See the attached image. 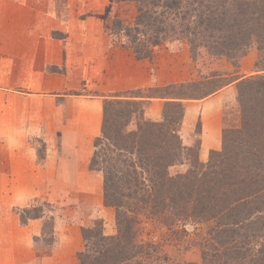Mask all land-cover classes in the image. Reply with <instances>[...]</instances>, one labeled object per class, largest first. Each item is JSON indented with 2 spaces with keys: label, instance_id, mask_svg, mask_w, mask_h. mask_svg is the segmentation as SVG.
Returning a JSON list of instances; mask_svg holds the SVG:
<instances>
[{
  "label": "rangeland",
  "instance_id": "1",
  "mask_svg": "<svg viewBox=\"0 0 264 264\" xmlns=\"http://www.w3.org/2000/svg\"><path fill=\"white\" fill-rule=\"evenodd\" d=\"M46 5L54 22L61 18L72 25L76 18V27L104 32L91 45L96 51L86 48L96 60L87 65L86 77L90 68L92 74L86 85L76 90L101 97L103 116L93 130L63 135L64 141L80 144L71 136L89 132L90 154L70 162L69 152L64 159L74 171L92 172L87 186L79 187L78 173H36L34 186L45 193L13 208L29 231L40 222V232H32L34 255L49 256L63 239L70 249L49 264H82L83 252L90 255L83 257L86 264H261L262 237L250 228L241 236L226 233L201 214L206 189L217 181L230 183L235 174L239 196L247 191L253 201L248 224L254 213H264V163L262 169L247 163L250 151L263 145L264 114L256 116V131L241 139L235 133L244 114L253 111L245 105L255 104L250 91L258 93L264 77L253 24L260 0H199L205 22L197 26L198 13L191 23L197 36L190 40L170 31L156 44L154 32L136 23L140 0H48ZM49 36L71 39L60 30ZM240 89L247 102L240 99ZM206 109L217 111L208 120L221 123L222 132L202 157ZM48 137L54 141L57 133ZM35 143L38 165L48 172L47 147ZM239 245L240 252L247 251L244 260L235 259Z\"/></svg>",
  "mask_w": 264,
  "mask_h": 264
},
{
  "label": "crops",
  "instance_id": "2",
  "mask_svg": "<svg viewBox=\"0 0 264 264\" xmlns=\"http://www.w3.org/2000/svg\"><path fill=\"white\" fill-rule=\"evenodd\" d=\"M45 2L0 0V264H49L48 260L55 261L70 249L62 245V239L49 256H35L32 236L40 232V222L32 223V233L18 222L13 208L45 193L43 187L34 186L38 184L36 173H57L58 177L78 173L79 187L87 186L92 172L84 168L74 171L64 159L69 152L70 162L80 153L90 154L89 132L71 136H76L80 144L68 137L64 141L63 135L66 130H93L103 116L101 97L76 90L80 84L86 85L92 74L90 68L86 77L87 65L96 60L95 52L88 55L86 48L104 32L87 25L76 27V18L72 25L61 18L63 23L54 22ZM58 30L69 33L70 41L49 36ZM91 49L96 51L95 47ZM53 66L58 70L50 71ZM70 74L76 78L69 80ZM216 112L203 111L202 157L207 156L209 147L218 144L217 135L222 132L221 123L208 120ZM54 133L57 137L51 141L48 135ZM37 140L47 147L44 160L47 166L52 163L48 172L38 165Z\"/></svg>",
  "mask_w": 264,
  "mask_h": 264
},
{
  "label": "trees",
  "instance_id": "3",
  "mask_svg": "<svg viewBox=\"0 0 264 264\" xmlns=\"http://www.w3.org/2000/svg\"><path fill=\"white\" fill-rule=\"evenodd\" d=\"M260 9L255 10L253 16L255 25L254 35L256 42L259 45L260 50V61L259 63H263L264 66V0H260ZM139 16L137 20V25H144L150 32H154L153 44L160 43L161 40H164L165 37L169 36L170 31L173 32L174 35H178L180 37L187 36L190 38V35L197 36V29L194 30L191 28V23L195 24L197 21L198 13L199 20L197 21V26L201 27L204 24V16L203 13L205 10L201 11L199 6V0H140L139 7ZM239 25H242L240 22ZM246 25V24H244ZM177 26V27H176ZM191 40V38H190ZM193 41V40H192ZM224 48H220V50H226V46L223 44ZM229 53V52H228ZM264 78V77H261ZM260 78V87L259 92L250 91L253 94L252 100H254L255 104L252 102L251 104H245L248 106L249 110H253L250 113H245L242 122V128L238 131H235L236 135L242 138L243 134H249L251 131H254L257 127L258 120L255 121L258 113L264 114V79ZM240 99L245 102L247 99V94L244 93L243 90L240 89ZM111 103V101H108ZM255 106V107H254ZM167 119L169 117H166ZM169 121V120H168ZM162 123L160 122V125ZM256 131V130H255ZM264 136V135H263ZM261 148L256 147V151L252 152L248 149V157L247 160L250 166H259L261 169V165L264 163V142H262ZM201 145V143H200ZM252 157L253 160H252ZM257 161H256V159ZM254 161V162H253ZM257 165H254L256 164ZM110 171V170H109ZM108 171V172H109ZM107 172V173H108ZM238 174H235L230 180V183H226L223 185L221 181L214 182L212 187L206 189V196L204 197V202L202 206L203 219L213 224L217 227L223 228V231L226 233H234L238 236H241L242 232L246 229L250 228L253 230L254 234H257V237H262L264 239V213L262 216L259 213L253 214V219L250 222L252 224H248L247 208L250 207L251 197H247L246 195L240 197L239 196V188L241 185H238L236 182V177ZM214 186L218 189V191L214 188ZM224 186V189L222 188ZM215 192H214V191ZM250 192V191H248ZM217 194V196H216ZM108 202L109 197H107ZM253 200V198H252ZM263 210V209H262ZM263 212V211H262ZM258 217V218H257ZM257 219V223H255ZM243 248L247 250L251 247H248V243H243ZM240 245L238 246L237 256L235 259L241 258L243 259L246 256L247 251L240 252ZM209 250V249H208ZM209 253V252H208ZM211 254V253H209ZM82 255V264H86V260L83 257L87 258L90 255L88 253H81ZM212 255V254H211ZM227 255V253H225ZM239 256V257H238ZM204 257H207V254L204 253ZM208 258V257H207ZM264 258V257H263ZM244 260V259H243ZM227 263V262H226ZM240 263V262H239ZM255 263V262H254ZM252 263V264H254ZM241 264V263H240ZM261 264H264V259Z\"/></svg>",
  "mask_w": 264,
  "mask_h": 264
}]
</instances>
